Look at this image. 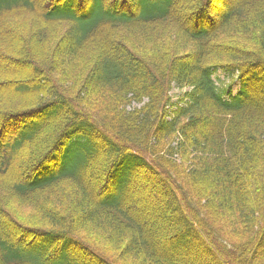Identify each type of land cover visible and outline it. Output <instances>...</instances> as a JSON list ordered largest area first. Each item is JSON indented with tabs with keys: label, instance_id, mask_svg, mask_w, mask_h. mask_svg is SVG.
Masks as SVG:
<instances>
[{
	"label": "trees",
	"instance_id": "16d2710c",
	"mask_svg": "<svg viewBox=\"0 0 264 264\" xmlns=\"http://www.w3.org/2000/svg\"><path fill=\"white\" fill-rule=\"evenodd\" d=\"M260 102L264 0H0V264H264Z\"/></svg>",
	"mask_w": 264,
	"mask_h": 264
},
{
	"label": "rangeland",
	"instance_id": "374dc122",
	"mask_svg": "<svg viewBox=\"0 0 264 264\" xmlns=\"http://www.w3.org/2000/svg\"><path fill=\"white\" fill-rule=\"evenodd\" d=\"M48 1L50 2L51 0H42L43 4H48ZM213 17L216 18L215 14L213 15ZM213 78L216 80V82H217L218 86L221 88V90H225L229 86L232 93L236 94V92L238 91V89L240 87V81L236 77V75H231L230 72L228 73L227 71H225L222 68L216 69V71L213 73ZM187 90H188L187 87H185V88L174 87L171 91V95H172L173 100L174 101L180 100L181 97L184 95V92ZM225 97L227 98L228 94H225ZM255 106L258 108L264 109V102H260V103L256 104ZM86 182L89 185L90 191H92V193L95 194L96 191H95V188H93V186H92L91 177H88L86 179ZM130 201H131V204L135 206L137 199H136V197H133L130 199ZM152 206H153V204H152ZM146 209L148 212V210L150 208L146 207ZM147 212H145L147 216L144 218V221L149 227L153 228L155 226L161 227L163 225H167V224H165V223H167V221H165L164 224H161V223L157 224L155 221L156 217L153 215V213L149 214ZM162 253L167 254V252L163 251V249H162Z\"/></svg>",
	"mask_w": 264,
	"mask_h": 264
}]
</instances>
